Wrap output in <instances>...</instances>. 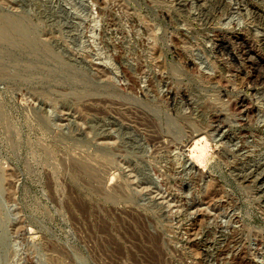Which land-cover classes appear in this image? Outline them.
Wrapping results in <instances>:
<instances>
[{
	"label": "rangeland",
	"instance_id": "obj_1",
	"mask_svg": "<svg viewBox=\"0 0 264 264\" xmlns=\"http://www.w3.org/2000/svg\"><path fill=\"white\" fill-rule=\"evenodd\" d=\"M260 73L264 0H0V264H264Z\"/></svg>",
	"mask_w": 264,
	"mask_h": 264
},
{
	"label": "bare ground",
	"instance_id": "obj_2",
	"mask_svg": "<svg viewBox=\"0 0 264 264\" xmlns=\"http://www.w3.org/2000/svg\"><path fill=\"white\" fill-rule=\"evenodd\" d=\"M92 20H93V22H97V21H98L97 18H93ZM14 22H15V21H14ZM93 22H92V23H93ZM24 23H25V22H24ZM97 23H98V22H97ZM90 26H91V25H90ZM92 27H93V26H92ZM94 27H95V26H94ZM94 27H93V28H94ZM259 72H260V71H259ZM262 72H263V71H262ZM260 75H262V74L260 73ZM262 76H264V74H263ZM262 76H261L260 78H262ZM263 79H264V77L262 78V80H263ZM258 81H259V80H258ZM262 83H263V82H262ZM250 114H251V113H250Z\"/></svg>",
	"mask_w": 264,
	"mask_h": 264
}]
</instances>
